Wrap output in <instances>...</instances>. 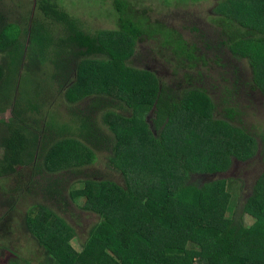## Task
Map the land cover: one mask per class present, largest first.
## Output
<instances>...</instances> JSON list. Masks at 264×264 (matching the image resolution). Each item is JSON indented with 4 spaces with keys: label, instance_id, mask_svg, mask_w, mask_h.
I'll return each instance as SVG.
<instances>
[{
    "label": "trees",
    "instance_id": "obj_1",
    "mask_svg": "<svg viewBox=\"0 0 264 264\" xmlns=\"http://www.w3.org/2000/svg\"><path fill=\"white\" fill-rule=\"evenodd\" d=\"M217 1L207 23L220 40L202 52L131 0L103 1L106 25L115 24L109 29L64 0H34L24 14V5L0 0V114L12 102L14 115L0 122V178L12 181L0 183V261L8 253L6 264H30L12 252L27 237L41 264H264V169L235 218L228 217L233 179L193 180L258 150L264 161V134L258 145L233 126L238 82L224 86L220 118L204 85L193 86L185 72L218 65L206 50L225 48L248 63L251 86L264 97V0ZM145 42L153 45L147 55L171 69L170 82L146 64ZM91 96L97 102L81 110ZM58 98L69 120L55 111ZM103 145L119 180L85 171ZM74 208L96 220L84 238ZM244 216L254 224L246 227Z\"/></svg>",
    "mask_w": 264,
    "mask_h": 264
},
{
    "label": "rangeland",
    "instance_id": "obj_2",
    "mask_svg": "<svg viewBox=\"0 0 264 264\" xmlns=\"http://www.w3.org/2000/svg\"><path fill=\"white\" fill-rule=\"evenodd\" d=\"M8 7L14 8L15 6H22L23 8H18L21 13H25L26 9L33 10L34 0H4ZM73 0H64V4L66 5L67 9L71 12V9L77 10L76 13H82L84 17L86 14L92 13L97 19L103 18V20L98 19L97 24L102 29H109L114 27V22L112 19L109 18V24L106 25V9H104L105 5L112 7V3L114 0H100V4L97 2L99 0H75L74 3H70ZM104 1V3H103ZM135 2L139 8V10H143L146 8V18L150 21H159L164 26L168 28H172L175 31H178L181 34L182 38L188 42L195 43L198 50L204 52V43L214 46L217 41L220 40V36L218 35V30L211 27V24L207 23L209 21V17L212 16V9L214 8L215 4L218 2L217 0H200L196 3L187 0H167L168 3H165V0H131ZM174 2H185V3H176ZM104 4V7H103ZM88 8H92L93 11H87ZM29 12V11H28ZM16 21V20H14ZM191 26H196L200 29L201 32L204 33V36L200 35L198 32L193 31L190 29ZM153 45L150 43H142L141 52L146 55L145 61L146 64L150 66V68L157 71V75L161 77V80L170 82V74L171 69L164 66L163 63H160L157 58L147 55L148 47L147 46ZM139 47V48H140ZM208 57H213L212 54H216L219 56L218 65L214 64L211 61L207 63L206 66H195V68H188L187 72L193 78L196 79V84L193 86L202 87L206 89L207 93L210 95L213 103L216 105V111L219 113V117H224V107L223 106V99L226 96V90L224 86L229 87L230 90H235L234 88L230 87L235 81L238 82V86L236 88L235 97L231 103L232 106H237L235 111L237 112V117L233 122V126H240L245 129L248 135L254 138V141L261 144L260 137L264 134V97L257 91L256 89L252 88L251 83V70L248 63L244 60L236 59L231 57L227 51L224 49H216V50H206ZM225 63L228 67H221L220 65ZM216 65V66H215ZM184 72V70H182ZM224 80H228L225 84ZM200 80V83L197 81ZM234 80V81H233ZM58 97V96H57ZM58 105L54 108L55 111H59L64 116V121L69 120V109L66 105H62V100L58 98L57 100ZM97 102L95 96L89 97L84 103L79 106L81 110H85L89 106H92L94 103ZM12 103V102H11ZM11 103H4V106H7V110L0 114V122H12L14 120V115L12 112V105ZM61 105V106H60ZM42 115L46 114V111ZM34 114V113H33ZM32 114V115H33ZM30 117V113H28ZM40 116V115H39ZM36 114L33 117L37 118ZM28 117V118H29ZM46 117H42V124H45ZM99 126L102 127V123L99 122ZM106 145V144H105ZM103 145L102 149H95L94 154L95 161L92 165L86 168V172L91 176H99V175H108L110 178H115V180L120 179V174L111 170L107 162L109 157L112 155L111 149H108L107 146ZM260 148V147H259ZM262 147L260 148V150ZM258 154L251 159L245 162H238L234 161L232 166L222 172L220 174H214L211 177L206 176H193V180H197L198 182H203L207 180H215V179H233L232 185H227L228 191L231 195L232 202L230 210V214L228 217L238 216L239 211L244 199L250 193L253 183L260 174V172L264 169V161L262 160L261 152L257 151ZM4 149L0 147V158L3 157ZM0 183L8 185L12 183V181L3 182L2 178H0ZM10 182V183H9ZM84 184L82 182H77L74 186L76 188H82ZM232 188V189H229ZM79 205H83L81 200H78ZM73 217L77 222V235L81 237H85L91 227V225L96 222L95 219L88 215V213H84L79 211L78 209H73ZM244 224L246 227L254 224V219H251L248 216L243 217ZM21 236L19 235L18 238ZM35 243L32 239L29 238H20L17 244H15L12 252L14 254H18L21 261H30V264H41L40 260L37 258H33L34 253H37V248L34 246ZM73 248L80 252L81 246L77 240L72 241ZM9 247V246H7ZM38 254V253H37ZM9 254H5V258H2L0 264H6L7 258ZM24 258V260H23Z\"/></svg>",
    "mask_w": 264,
    "mask_h": 264
}]
</instances>
